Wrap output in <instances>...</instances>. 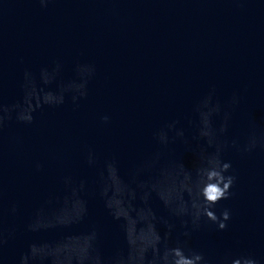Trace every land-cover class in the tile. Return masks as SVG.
Instances as JSON below:
<instances>
[{
  "label": "clouds",
  "instance_id": "1",
  "mask_svg": "<svg viewBox=\"0 0 264 264\" xmlns=\"http://www.w3.org/2000/svg\"><path fill=\"white\" fill-rule=\"evenodd\" d=\"M42 8H46L51 0H38ZM60 69L42 68L39 77L44 85L53 82ZM94 68L91 65H78V80L68 82L58 92L38 88L33 73L25 70L23 73L22 99L13 104L0 101V133L8 121L13 118L23 124H31L34 113L47 106H59L65 103L66 94H71L72 103L86 98L87 85ZM215 90L196 102V133L191 139L185 135L180 123L173 120L153 133V139L162 149H169L177 141L190 146L191 141L197 142V164L194 170H188L183 163L163 158L164 154L157 151L154 156L145 158L128 171V179L121 176L120 163L116 158L100 160L89 150L86 162L90 168L97 171L95 188L91 195H99L104 207L114 220L122 221L121 227L125 236L127 251L116 250L112 255L105 256L99 247L100 230L93 225L82 237V242L76 243H46L35 241L28 243L16 264H209L203 252L188 248L185 242L176 240L171 244L172 233L176 224L169 219L158 217L149 201L155 193L169 213V217L179 220L184 229L182 235L190 237L194 231L203 226L214 225L218 231L228 228L231 211L222 208L217 214V205L222 200L232 196V188L236 177L231 174V161L223 158L229 147L250 153L258 146L264 148V142L258 141L255 134L251 135L241 149L238 141L220 140L229 129L231 112L223 111L217 127L214 117L220 116L222 106L214 102ZM239 104V97L233 94L229 105ZM108 123L107 115L101 117ZM202 142V143H201ZM211 149V151H209ZM37 171L43 165H35ZM155 172V175H151ZM145 174L148 179H144ZM63 185V206L47 200L38 206L24 226L26 233L36 234L49 230H68L85 221L89 215L90 195L86 180H75L72 176L61 178ZM187 194L188 199H185ZM139 199L142 206H137ZM69 208L71 209L69 211ZM9 215H16L18 205L13 203L7 209ZM135 213V216L132 214ZM167 227L162 236L157 224ZM16 237L14 227H5L3 209V189L0 187V257L5 246ZM221 264H259L251 255H243L229 259L224 257Z\"/></svg>",
  "mask_w": 264,
  "mask_h": 264
}]
</instances>
